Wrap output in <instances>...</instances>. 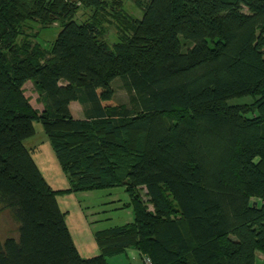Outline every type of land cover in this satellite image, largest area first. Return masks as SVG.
<instances>
[{
  "label": "trees",
  "instance_id": "1",
  "mask_svg": "<svg viewBox=\"0 0 264 264\" xmlns=\"http://www.w3.org/2000/svg\"><path fill=\"white\" fill-rule=\"evenodd\" d=\"M134 2L139 19L120 0H0V210L18 221L0 264H109L130 247L153 264L264 255V0ZM80 7L91 12L81 21ZM108 15L115 35L99 22ZM55 22L46 47L30 38ZM116 78L129 106L116 104ZM241 97L252 102H230ZM35 120L67 188L45 180L24 143ZM117 184L133 222L97 232L101 253L82 256L57 195Z\"/></svg>",
  "mask_w": 264,
  "mask_h": 264
},
{
  "label": "rangeland",
  "instance_id": "2",
  "mask_svg": "<svg viewBox=\"0 0 264 264\" xmlns=\"http://www.w3.org/2000/svg\"><path fill=\"white\" fill-rule=\"evenodd\" d=\"M122 11L126 12L130 18H141L142 10L134 0H120ZM90 10L80 7L75 18L79 21L89 16ZM99 22L106 34L115 35L119 28L115 24L118 20H112L107 17L99 16ZM120 23V22H118ZM57 22L47 28L36 27L31 31L37 33L36 39L43 47L50 44L60 30ZM114 90L116 104L129 106V94L124 88L122 81L116 78L111 83ZM23 92L29 99L31 106L38 112L43 109L42 103L37 101L38 90L32 80H27L23 86ZM231 103L250 104L249 97L233 99ZM71 114L75 118H85L82 105L77 101L69 104ZM34 132L24 143L26 147L32 150V155L40 168L45 180L54 189H64L69 186L65 172L63 171L49 139L44 133L40 121L33 122ZM142 198L147 199L145 192L141 191ZM57 201L61 210L66 212V224L71 234L73 243L82 256H93L101 253L100 244L97 241L96 233L105 229L122 226L133 222V213L131 207L130 195L124 184L115 186L86 189L78 192L62 193L57 195ZM151 208V206H149ZM18 221L11 209L0 210V239L8 236H17ZM109 264H139L141 257L139 251L130 247L120 254L107 257Z\"/></svg>",
  "mask_w": 264,
  "mask_h": 264
},
{
  "label": "crops",
  "instance_id": "3",
  "mask_svg": "<svg viewBox=\"0 0 264 264\" xmlns=\"http://www.w3.org/2000/svg\"><path fill=\"white\" fill-rule=\"evenodd\" d=\"M70 106V105H69ZM59 203V202H58ZM66 219V217H65ZM140 254V253H139ZM141 257V255H140ZM109 263V262H108ZM141 264V263H139ZM254 264H264V255L260 252H256V256H255V263Z\"/></svg>",
  "mask_w": 264,
  "mask_h": 264
},
{
  "label": "built area",
  "instance_id": "4",
  "mask_svg": "<svg viewBox=\"0 0 264 264\" xmlns=\"http://www.w3.org/2000/svg\"><path fill=\"white\" fill-rule=\"evenodd\" d=\"M141 263L142 264H153L150 257L146 256V255H143L141 257Z\"/></svg>",
  "mask_w": 264,
  "mask_h": 264
}]
</instances>
